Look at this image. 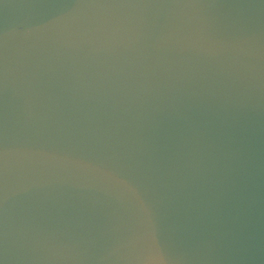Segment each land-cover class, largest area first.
Listing matches in <instances>:
<instances>
[{
  "label": "water",
  "instance_id": "95a60500",
  "mask_svg": "<svg viewBox=\"0 0 264 264\" xmlns=\"http://www.w3.org/2000/svg\"><path fill=\"white\" fill-rule=\"evenodd\" d=\"M0 264H264V0H0Z\"/></svg>",
  "mask_w": 264,
  "mask_h": 264
}]
</instances>
